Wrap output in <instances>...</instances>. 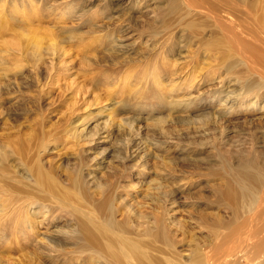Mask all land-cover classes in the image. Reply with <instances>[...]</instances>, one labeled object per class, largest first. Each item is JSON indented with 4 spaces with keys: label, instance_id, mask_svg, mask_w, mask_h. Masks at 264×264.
I'll use <instances>...</instances> for the list:
<instances>
[{
    "label": "rangeland",
    "instance_id": "1",
    "mask_svg": "<svg viewBox=\"0 0 264 264\" xmlns=\"http://www.w3.org/2000/svg\"><path fill=\"white\" fill-rule=\"evenodd\" d=\"M248 160L264 162V0H0V191L78 179L84 202L46 201L49 220L4 233L0 264H93L56 232L103 188L116 222H146L131 235L164 219L187 262Z\"/></svg>",
    "mask_w": 264,
    "mask_h": 264
},
{
    "label": "bare ground",
    "instance_id": "2",
    "mask_svg": "<svg viewBox=\"0 0 264 264\" xmlns=\"http://www.w3.org/2000/svg\"><path fill=\"white\" fill-rule=\"evenodd\" d=\"M206 17L221 28H225L229 22L228 19L224 20L212 13H206ZM227 174L234 183L232 187H237V195L233 192L230 182L228 183L230 191H227L228 186H225L227 187L225 188L226 197H231V202L238 205L233 204L234 206L231 207L226 204L229 207V221L214 222L211 230L212 240L204 247L197 243L194 248L188 247L190 249L185 255L187 262H183V259L178 256L179 251L175 250L176 242L172 240L174 237L171 235L173 238H170V226H167L164 219L161 221L155 218L150 226H141L143 227L141 235H131L132 231L129 229L130 223H133L132 228H136L139 223H146L143 220L139 222L137 219L140 217L135 215L132 217L131 214L126 213L127 215L121 216L122 220L119 223L114 220L117 212L114 208L115 189L109 192L103 188L90 196L85 201L88 206L87 211L82 212L83 217L76 219L73 225L69 223L66 231L57 230L56 233L64 240L70 239L76 242L74 244L78 245L76 249L84 255L92 256L93 264H264V162L243 161L237 170ZM16 183L19 184V182ZM57 183L49 176V183L41 188L42 195L46 196L44 198L42 195L38 196L39 198L29 196L26 197L27 199L21 198L22 196L19 197L17 194L18 189L13 191L6 188L7 186L4 187L0 191V240L4 238V233L6 235L7 233L24 234L23 229L26 227L31 232L35 224L33 217L36 215L41 214L43 221L49 220V215L52 216V214L48 215L51 210L49 211V206L44 204L46 201L54 207H63V210L68 208L73 211L81 210L84 202L77 198V195L82 192L80 180L75 179L71 185L73 188L64 192L66 189L64 187L65 189L59 194L56 190ZM36 184L38 185L37 182ZM4 226L6 228L2 229Z\"/></svg>",
    "mask_w": 264,
    "mask_h": 264
}]
</instances>
